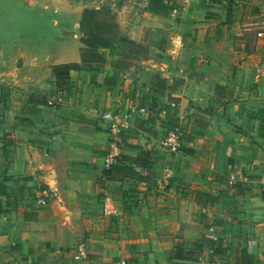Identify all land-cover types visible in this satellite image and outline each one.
<instances>
[{
    "label": "crops",
    "instance_id": "1",
    "mask_svg": "<svg viewBox=\"0 0 264 264\" xmlns=\"http://www.w3.org/2000/svg\"><path fill=\"white\" fill-rule=\"evenodd\" d=\"M171 1L167 16L149 0H81L75 18L48 0L8 5L51 33L8 14L0 39V264H264V30L248 39L264 0ZM102 6L141 55L81 44L82 11ZM69 64L59 88L53 68Z\"/></svg>",
    "mask_w": 264,
    "mask_h": 264
},
{
    "label": "trees",
    "instance_id": "2",
    "mask_svg": "<svg viewBox=\"0 0 264 264\" xmlns=\"http://www.w3.org/2000/svg\"><path fill=\"white\" fill-rule=\"evenodd\" d=\"M148 4L149 11L160 16H167L175 8L171 0H149ZM79 32L81 34V44L90 50L108 49L111 51H120L121 53L127 52V54H133L134 56H138L141 53L136 43L120 36L119 28L107 7L102 6L99 9H84L80 16ZM77 68L79 66L76 64L61 65L53 68V73L57 78L59 88H62V85L66 83L67 72ZM175 127L179 126L175 125L170 130H173ZM239 174L240 180L231 183V187L236 193L242 194L251 189L249 184L250 177L242 170L239 171ZM242 178L246 180L243 181ZM259 191L264 198V187L260 186ZM207 199L211 204L214 203L211 196H208ZM177 257L190 258L191 254L186 253L183 255L179 253ZM247 259L251 261V257L247 256ZM32 264H38V262Z\"/></svg>",
    "mask_w": 264,
    "mask_h": 264
},
{
    "label": "rangeland",
    "instance_id": "3",
    "mask_svg": "<svg viewBox=\"0 0 264 264\" xmlns=\"http://www.w3.org/2000/svg\"><path fill=\"white\" fill-rule=\"evenodd\" d=\"M19 1H28V0H0V22H1V24H0V39L5 41V43H6L7 34H9L8 30H10V28H12V31L15 32L13 30V24H11V25L7 24L8 20L6 21V19L7 18L11 19V18L8 17V16H10L8 14H12L15 18H17V22L20 24V29H22V30H29V32H33L35 30L37 32V31H40V30L44 29L43 31L46 30V32H45L46 34L47 33L50 34L51 33L50 24L47 23L48 24V26L46 27L47 29H45V27L35 26V25H33V23H34L33 20H35V19L37 20V18L34 17L32 14L28 15L29 13L25 12V11L23 13L21 11H15V10L9 11L8 5L10 3L14 4V2H19ZM35 1H37V0H35ZM48 1H50V2H58V3L63 4L64 7H65V10H64L65 16L72 17V18H75V13H76V11H75L76 10L75 3L76 2L77 3L81 2V0H48ZM108 1H111L112 2L111 4H113V3H116V1H119V0H108ZM12 15H11V17L14 18ZM72 18H70V19H72ZM28 22H30V24H32V25H29ZM71 30L72 29H70V34L72 32ZM257 30H264V26H259V27L255 28L252 31V33H250V35L248 36L249 37L248 39L250 41L253 38V33L255 31H257ZM54 43L55 42L51 43L52 45H54L52 47H55Z\"/></svg>",
    "mask_w": 264,
    "mask_h": 264
},
{
    "label": "built area",
    "instance_id": "4",
    "mask_svg": "<svg viewBox=\"0 0 264 264\" xmlns=\"http://www.w3.org/2000/svg\"><path fill=\"white\" fill-rule=\"evenodd\" d=\"M56 102V100L49 101L48 105L53 106ZM141 111L143 110L141 109ZM102 119L108 121L110 123V129L117 134L125 131L128 127L126 121L111 113H104L102 115ZM162 145L169 153L178 152L182 145V132L180 127H175L173 130L168 131L162 141ZM119 155L120 152L118 145L114 142L111 143L109 145V150L103 160V170L109 171L110 169H112V167H114L118 163ZM242 180L245 181L246 179L242 178ZM45 197L46 195L39 199L40 204H44L46 202ZM103 210L105 213L108 212V204H104ZM120 264H126V262L121 261Z\"/></svg>",
    "mask_w": 264,
    "mask_h": 264
}]
</instances>
